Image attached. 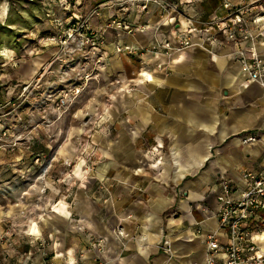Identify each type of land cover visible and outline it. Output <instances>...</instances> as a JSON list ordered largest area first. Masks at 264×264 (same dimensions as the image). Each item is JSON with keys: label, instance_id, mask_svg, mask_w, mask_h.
Returning <instances> with one entry per match:
<instances>
[{"label": "crops", "instance_id": "crops-1", "mask_svg": "<svg viewBox=\"0 0 264 264\" xmlns=\"http://www.w3.org/2000/svg\"><path fill=\"white\" fill-rule=\"evenodd\" d=\"M177 1L179 11L196 24L224 12L223 0ZM120 2H99L100 27ZM29 5V0H0V29L17 38L0 44V51L8 53H2L3 62L18 50L23 56L16 60L29 67L24 55L32 46L40 47L31 45L36 36L39 40L42 23L39 17L33 20ZM129 16L137 20L133 12ZM144 20L151 24L144 31L106 27L104 33L108 29L113 41L124 43L146 44L153 36L162 37L163 28L154 29L161 20L157 8ZM180 21L186 28L187 20L181 16ZM234 48L232 41L220 39L212 46L190 45L169 57H135L136 76L127 85H140L134 92L139 97L117 109L118 115L127 110L131 121L117 123L119 134L111 148L108 141L103 144V153L123 168L101 169L98 177L105 182L100 190L80 186L70 206H53L54 215L67 221L71 231L60 240L63 259L53 264H90L96 258L103 264H201L204 239L218 226L213 185L224 175L236 179L243 169L260 167L264 159V89L245 80ZM115 64L120 68L118 60ZM142 70H147L142 73L146 80ZM114 112L107 111V121L115 118ZM245 133L257 139L242 143ZM75 173L86 181L83 171ZM99 193L102 200L96 198ZM91 236L103 238L101 248L91 246ZM163 244L172 247V255Z\"/></svg>", "mask_w": 264, "mask_h": 264}, {"label": "rangeland", "instance_id": "rangeland-1", "mask_svg": "<svg viewBox=\"0 0 264 264\" xmlns=\"http://www.w3.org/2000/svg\"><path fill=\"white\" fill-rule=\"evenodd\" d=\"M29 1L33 20L42 23L39 40L31 42L40 47L24 55L29 67L16 60L23 56L18 50L9 62L1 61L7 49L0 51V264L63 259L60 240L71 231L53 206H70L80 186L100 190L101 169L123 168L103 153V144L111 148L117 123L131 121L127 110L118 115L117 109L139 97L140 85H127L136 58L117 53L100 15H90L101 0ZM13 39L0 29V44ZM121 92L128 96L118 98ZM107 109L115 111L110 121Z\"/></svg>", "mask_w": 264, "mask_h": 264}, {"label": "built area", "instance_id": "built-area-1", "mask_svg": "<svg viewBox=\"0 0 264 264\" xmlns=\"http://www.w3.org/2000/svg\"><path fill=\"white\" fill-rule=\"evenodd\" d=\"M118 1H122V5L106 18V27L126 33L144 31L151 26L144 20L146 14L157 8L161 20L154 29L157 31L163 28L164 34L160 38L153 36L146 44L124 43L118 39L114 42L117 53L137 58L152 54L169 57L193 44L212 46L224 39L233 42V54L246 75L245 80L257 83L264 89V7L258 0L250 3L223 0V14L200 24L179 11L177 0ZM132 12L137 20L130 19L129 14ZM93 13L99 14V9L92 10L91 14ZM181 16L187 20L186 28H182ZM143 71L147 70L140 72L142 79L146 80ZM256 139L253 133H245L241 142L248 143ZM213 191L216 193L214 214L218 219V226L204 239L201 264H264V159L260 167L243 169L236 179L222 176L213 185ZM201 209L206 211L204 207ZM199 231L196 228V234ZM90 244L101 248L103 238L91 236ZM161 248L172 255L170 245L163 244ZM103 263L104 261L96 258L90 264ZM44 264L53 262L47 260Z\"/></svg>", "mask_w": 264, "mask_h": 264}, {"label": "bare ground", "instance_id": "bare-ground-1", "mask_svg": "<svg viewBox=\"0 0 264 264\" xmlns=\"http://www.w3.org/2000/svg\"><path fill=\"white\" fill-rule=\"evenodd\" d=\"M182 23V22H181ZM183 28V27H182Z\"/></svg>", "mask_w": 264, "mask_h": 264}]
</instances>
